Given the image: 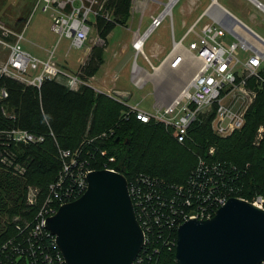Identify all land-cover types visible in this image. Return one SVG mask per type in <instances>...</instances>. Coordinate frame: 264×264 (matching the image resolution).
I'll return each mask as SVG.
<instances>
[{
  "label": "built area",
  "instance_id": "obj_1",
  "mask_svg": "<svg viewBox=\"0 0 264 264\" xmlns=\"http://www.w3.org/2000/svg\"><path fill=\"white\" fill-rule=\"evenodd\" d=\"M106 1L36 0L34 10L50 14V31L58 36V41L65 38L73 49L81 50L96 18L112 20L110 11L105 8ZM246 1L264 15V4L258 0ZM211 6L186 29L179 40L174 37L171 13L166 15L171 17V50L159 66L154 67L150 63L152 70L165 63L177 69L190 56L197 63L193 77L179 88L168 104L154 106L149 112L141 109L139 104L113 96L125 108L121 119L134 118L143 124L161 125L179 144L187 141L192 126L201 122L203 115L209 112L210 127L218 137L230 136L244 126L245 113L255 93L249 97L246 106L238 109L224 103L222 95L227 96L235 87L244 90L250 78L264 87V40L246 26L239 24L243 29L235 25L231 18L212 13ZM166 16L161 17L160 14L154 18L147 30L153 32ZM205 17L209 21L200 26ZM225 36L233 40L226 42L223 39ZM23 40V31H13L0 21V53H5L0 54V76L36 88H40L46 79L62 82L71 91H77L86 84L77 75L59 69L51 55L47 60H40L23 50ZM135 41L132 43L135 58L140 55L149 62L143 51L145 40L139 44ZM134 65L137 67L136 63ZM134 65L131 73L134 72ZM134 84L138 86V82ZM6 97V91L1 90L0 98ZM4 133L14 145H35L45 140L43 135L20 128H10ZM49 136L54 137L52 132ZM258 136L262 139L260 129ZM98 137L103 139L107 133ZM58 154L61 169L57 178L49 184L43 197H39V190L30 189L26 201L28 206H36L37 210L32 219L15 223L14 235L0 246V264H66L55 243V236L46 229V221L62 205L78 199L86 191L87 175L95 170L79 148L72 152L59 149ZM213 154L214 149L210 148L208 155ZM105 170L116 172L113 169ZM127 187L143 234V246L134 264H157L163 250L175 249L177 230L184 222L212 218L230 198L249 202L242 195L244 186L239 182V172L235 166L222 165L200 156L182 184H168L140 173L127 180ZM250 202L264 209L262 196H254ZM260 264H264V261Z\"/></svg>",
  "mask_w": 264,
  "mask_h": 264
},
{
  "label": "trees",
  "instance_id": "obj_2",
  "mask_svg": "<svg viewBox=\"0 0 264 264\" xmlns=\"http://www.w3.org/2000/svg\"><path fill=\"white\" fill-rule=\"evenodd\" d=\"M130 7L131 0L106 1L105 8L115 21L95 19L102 39H106L116 23L123 26L128 22ZM92 61L91 57L81 67L87 79L98 70V67H91ZM1 90L6 91L7 97L0 98V156L24 168L22 178L7 175L0 178V191L9 199L15 197V206L17 199L21 198L20 205L9 211L27 217L17 222L32 219L37 210L36 206H25L27 187L38 189L39 197H43L49 184L57 178L61 169L59 149L72 152L79 148L92 169H113L128 181L143 173L168 184H182L197 162L187 141L179 144L161 125L143 124L134 118L121 119L124 106L90 87L82 86L71 91L54 80L46 79L40 88H36L0 76ZM256 92V98L247 111L243 131L216 138L209 128L210 118L208 122L194 124L189 132L195 144L201 147L192 146L200 157L237 168L239 182L244 186L242 195L249 202L257 195L264 198V132L260 144H253L259 127L264 128V87L258 85ZM10 128L43 135L45 140L35 145H14L4 133ZM50 132L54 137L49 136ZM102 133H107V137L99 138ZM211 146L216 148V152L214 150L212 156L208 151L204 154ZM27 208L30 211L26 214ZM15 223L9 224L0 234V246L14 235ZM157 264H175V249L163 250Z\"/></svg>",
  "mask_w": 264,
  "mask_h": 264
},
{
  "label": "rangeland",
  "instance_id": "obj_3",
  "mask_svg": "<svg viewBox=\"0 0 264 264\" xmlns=\"http://www.w3.org/2000/svg\"><path fill=\"white\" fill-rule=\"evenodd\" d=\"M168 1L169 0H131L130 18L126 24L121 26L116 23L115 28L109 33L106 39H102L94 23L88 40L81 50L73 49L70 46L69 40L65 38L58 41V36L50 31V14L44 13L39 9L34 10L36 0H0V21L13 31H23L24 40L22 41L21 46L26 52L39 58L40 60H47V58L51 55L53 63L59 69L77 75L86 83L82 86L90 88L94 87L102 91H106L107 89H111L113 87L118 90L129 91L130 95L128 97L131 98H128L126 95H117L112 91L102 93L92 88L96 93L104 94L114 101L115 99L113 96L128 100V102L132 104H139L141 109L149 112L154 103L152 86L154 93L159 99V105H166L176 96V85L182 86L186 84L196 72V66L192 63L193 60L188 57L182 66L174 70L170 69L167 63L162 65L159 69L152 70L150 62L154 67H157L159 65L158 60L161 59L164 53L160 54L158 59H152L148 56L150 62H146L140 55L135 58V51L132 48L133 41L148 29L154 18L162 14ZM208 2L209 0H178L172 6L173 8L171 7V20L176 40L180 39L186 29L204 11ZM239 2L242 1L220 0V3L228 6L232 3L238 4ZM243 7L246 11H248L247 14L250 16V19L252 17V21L259 24L260 28L255 26L253 28L257 29L259 33L264 35V20L262 15L259 13V10L245 0H243ZM210 11L212 12V9ZM171 17L166 16L161 25L145 40L143 51L146 56L148 55V44L160 40L166 35L169 39H171L169 21ZM111 18L115 21V17L112 16V13ZM208 21L209 20L206 17L203 18L200 26ZM0 54L4 55L5 53L1 52ZM99 56H101L100 59ZM91 57L93 59L91 67H98V70L93 74V79H91L92 77L87 79L86 74L81 67L85 64V62L87 63L88 59ZM127 62L128 70L125 68ZM134 63H136L137 67H143L144 64V68L147 70V72H144L145 74L139 76V79H136L140 87H142L145 82L147 83L146 87L143 89L135 90L129 82V67L131 66L132 69ZM136 74L137 73H135L134 69V72L131 73V75L134 77L137 76ZM31 75L32 74H29L28 76ZM115 76H117V79L114 82L113 78ZM60 84H62V82ZM258 85V81L250 78L247 80V85L244 90L240 91L237 87H235L232 88V91L227 96L222 95L223 102L233 106L235 109L246 106L249 97L254 93L256 98V88ZM255 98L253 99V102ZM251 104L249 106H251ZM247 111L245 113V122ZM210 113L211 112L203 115L201 123L208 122L210 120ZM209 128L212 135L216 138L222 139V137H218L212 132L210 125ZM243 128L244 126L236 132L243 131ZM259 129L262 130L263 139L264 128L260 126ZM259 129L257 130L256 136L253 140V144L255 146H258L262 140L259 139L258 136ZM187 142L189 146H191V153L197 159L198 156H200V153L193 149L192 146L196 148L201 147H198L197 144H195V140L191 133ZM210 148H213L216 152V148L214 146L209 147L208 150ZM208 150H206L204 154H206ZM0 164L3 165V168L0 169V178H6L5 175L22 178L24 168L20 165H13L8 158L1 156ZM3 182L4 181H2V183ZM30 189L36 188H33L32 186L27 187L24 193L25 206L28 205L26 200ZM14 198L15 197H10L9 199L3 191H0V234L6 230L9 224H14L17 221L27 218L25 216H20V214L15 215L9 212L10 209L16 208V206L20 205L21 198H18V193L16 194V198H18L16 206L13 204ZM24 210H22V212H24ZM28 211H30V209L27 208L26 214Z\"/></svg>",
  "mask_w": 264,
  "mask_h": 264
},
{
  "label": "water",
  "instance_id": "obj_4",
  "mask_svg": "<svg viewBox=\"0 0 264 264\" xmlns=\"http://www.w3.org/2000/svg\"><path fill=\"white\" fill-rule=\"evenodd\" d=\"M46 229L66 264H134L143 246L127 180L105 169L88 173L86 191L48 218ZM263 261L264 209L251 202L230 198L212 218L177 230L175 264Z\"/></svg>",
  "mask_w": 264,
  "mask_h": 264
},
{
  "label": "crops",
  "instance_id": "obj_5",
  "mask_svg": "<svg viewBox=\"0 0 264 264\" xmlns=\"http://www.w3.org/2000/svg\"><path fill=\"white\" fill-rule=\"evenodd\" d=\"M213 1L214 0H209V2L207 3V6L204 9V11L194 21H196L205 12V10L209 6H211V5H213L215 3L219 7L220 10H217L218 8L217 9H214V10H212V13L217 14V15H220L222 17L231 18V20L234 22L235 25H238L241 28H243L242 25L246 26L247 28L251 29L256 35H258L260 38H262L264 40V35H262L261 33H259L257 31V29L253 28L254 26L257 27V28H260V27H259V24H257V23H255V22L252 21V17L250 19V16H248V14H247L248 11H246L245 8L243 7V0H241L242 2H239L238 4L237 3L236 4L235 3H232L230 6L224 5V4L220 3V0H216V2H214V3H213ZM258 1H260L262 4H264V0H258ZM252 6L254 7V5H252ZM259 13L262 15V18L264 20V15L260 11H259ZM239 24H242V25H239ZM173 33H174V29H173ZM223 39L226 42H230V41L233 40V38L230 37V36H225ZM170 50H171V39H169V37L166 35L164 38H162L160 40H157V41H154L153 43H150V44L147 45V52H148L147 58H148V60L150 62L149 57L152 58V59H158V56L160 54L164 53L163 56L161 57V59L158 60V64L160 65V63L162 62V60L166 56L169 55ZM189 59H192V58H190V56H189ZM192 63L195 66L197 65V63L194 62V60H193ZM168 67L170 68L169 65H168ZM125 68H126V70H128V62L126 64ZM170 69H172V68H170ZM131 70L132 69H131V66H130L129 67V82H130L131 86L135 90H139V89L145 88L146 85H147L146 82H145V84L142 87H140L139 85L138 86H135V84H134L135 82H137L136 79H139V76H141L142 74H145L144 72H147V70L144 68V64H143V67H138V70L139 71H138L136 77H133L131 75ZM93 77L91 79H93ZM116 79H117V76H115L113 78L114 82L116 81ZM176 86H177V91L176 92H178V90L181 87V85L180 86L176 85ZM92 88H94V87H92ZM94 89H96L97 91L102 92V93H105V92L108 93L109 91H112L115 94L121 95V96H125L126 95L128 97L130 95V92L129 91H126V90H118L115 87H113L111 89H107L106 91H102V90H99L97 88H94ZM152 91H153L152 92L153 93L152 95L154 97L153 107L154 106H164V105H159V99L157 98L156 94L154 93L153 86H152ZM128 98H131V97H128Z\"/></svg>",
  "mask_w": 264,
  "mask_h": 264
},
{
  "label": "bare ground",
  "instance_id": "obj_6",
  "mask_svg": "<svg viewBox=\"0 0 264 264\" xmlns=\"http://www.w3.org/2000/svg\"><path fill=\"white\" fill-rule=\"evenodd\" d=\"M178 0H169L168 1V3L166 4V6H165V9H164V11L162 12V14H161V17L162 16H166V14H169V12L171 13V7L177 2ZM218 8V9H217ZM214 10V9H217V10H220L219 9V7L214 3L212 6H211V8H210V10ZM152 33V30L150 29V30H147V32L143 35H141V37L139 36V37H137L136 38V41L135 42H137V44H139V43H141V42H143L144 40H146L147 39V37H149V35ZM187 59V58H186ZM161 67V66H160ZM159 67V68H160ZM159 68H157V69H159ZM134 69H135V72L136 73H138V68L137 67H135L134 66Z\"/></svg>",
  "mask_w": 264,
  "mask_h": 264
}]
</instances>
